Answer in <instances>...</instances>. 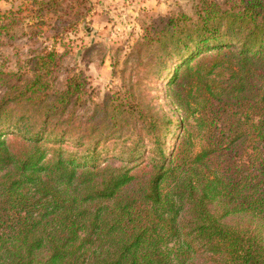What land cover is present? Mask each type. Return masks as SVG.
<instances>
[{"label":"trees","instance_id":"obj_1","mask_svg":"<svg viewBox=\"0 0 264 264\" xmlns=\"http://www.w3.org/2000/svg\"><path fill=\"white\" fill-rule=\"evenodd\" d=\"M156 17L138 44L177 120L119 90L77 116L54 48L0 63V264H264V0Z\"/></svg>","mask_w":264,"mask_h":264},{"label":"rangeland","instance_id":"obj_2","mask_svg":"<svg viewBox=\"0 0 264 264\" xmlns=\"http://www.w3.org/2000/svg\"><path fill=\"white\" fill-rule=\"evenodd\" d=\"M196 1L54 0L58 6L44 9L47 0H0V26L17 23L10 33H0V63L17 70L18 65L30 64L35 54L54 48L60 55L51 74L54 87L62 88L70 74L85 81L73 105L77 116L84 118L107 94L119 90L153 106L164 119L177 120L182 114L171 93L178 88L150 69L149 54L138 42L144 24L176 10L191 12ZM209 79L216 90L226 76L215 73ZM193 92L188 96L191 103L199 97ZM166 139L171 142V135Z\"/></svg>","mask_w":264,"mask_h":264}]
</instances>
